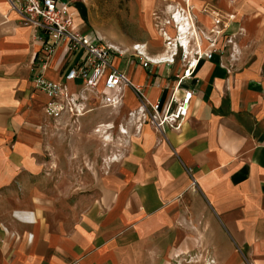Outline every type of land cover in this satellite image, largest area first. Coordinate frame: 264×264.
I'll return each instance as SVG.
<instances>
[{"label":"crops","instance_id":"0c3cea01","mask_svg":"<svg viewBox=\"0 0 264 264\" xmlns=\"http://www.w3.org/2000/svg\"><path fill=\"white\" fill-rule=\"evenodd\" d=\"M155 1L161 13L167 5L168 14L184 13L181 4L190 2L203 30L230 14L223 8L228 0L215 2L208 14L199 12L205 0H145L144 27L150 28ZM10 2L18 5L0 0V264H264V59L217 53L198 61L192 78L179 86L192 93L179 131L158 132L147 123L135 131L128 113L140 104L123 88L120 105L97 114H113L98 125L122 129V151L104 174H90L88 167L81 176L87 181L80 182L79 140L52 142L71 148L64 156L39 134L49 122L67 127L79 120L89 129L96 115L89 111L72 121L43 114L46 97L31 83L43 38L22 25ZM249 8L238 43L260 39L264 4L251 0ZM170 48L144 55L166 61ZM80 57L56 46L42 76L59 82ZM122 57L129 61L120 67ZM134 60L131 50L113 64L147 104L165 101L180 75L179 61L142 68Z\"/></svg>","mask_w":264,"mask_h":264},{"label":"built area","instance_id":"2783aa9c","mask_svg":"<svg viewBox=\"0 0 264 264\" xmlns=\"http://www.w3.org/2000/svg\"><path fill=\"white\" fill-rule=\"evenodd\" d=\"M10 4L19 13L22 25L29 26L42 35L41 49L36 57L37 70L31 77V83L36 91L46 97L42 110L43 114L51 120L67 117L75 121L90 111L91 100L96 101L101 108H115L121 103L122 89L130 88L140 104L134 113H128L135 131L145 123L158 132L166 128L179 131L183 120L187 117L192 95L191 91L179 89V86L192 78L198 61L210 59L217 50L210 40L207 42L208 47L203 50L191 36L186 48L176 47L177 44L180 45L179 42L171 44L167 38L165 46L170 45L171 48L169 59L163 64L172 65L177 59L181 64V72L180 75L174 76L176 85L165 101L157 100L153 104H147L141 90L133 87L126 76L113 64L114 57L122 56L123 52L74 29L67 2L18 0L17 6L12 2ZM219 22V19H215L213 26L216 27ZM173 27L175 28V24ZM210 32L213 31L210 30ZM56 46H63L69 56L81 55V57L74 60L73 65L65 70L59 82H51L42 76V72ZM136 46H133L131 50L142 68L160 65L142 54ZM75 81H79V88L71 91L69 84Z\"/></svg>","mask_w":264,"mask_h":264},{"label":"rangeland","instance_id":"374dc122","mask_svg":"<svg viewBox=\"0 0 264 264\" xmlns=\"http://www.w3.org/2000/svg\"><path fill=\"white\" fill-rule=\"evenodd\" d=\"M71 10L75 13V19L79 20L77 27L93 39L111 45L117 50L126 52L130 54L131 48L136 45L144 46L145 55L153 56L161 53H166L165 41L167 38L170 43L174 40L176 42L175 28L171 24L170 14L165 11L161 13L156 6L159 4L155 1L154 7L148 14L150 19V28L143 26L141 20L143 16V11L140 4L145 0H66ZM207 3H201L200 13L208 14L209 11H214L216 4L220 6L218 0H205ZM228 4H223V8L228 10L230 14L225 19H220L219 24L211 27L209 29H201L198 24H196L192 16V4L189 2L181 4L180 8L184 12L185 17L191 19L190 23L192 25V33L190 36L199 43L200 48L208 40L214 43L217 49L215 54H220L224 58L231 59H252L260 58L264 59V15L262 18H258L259 27L261 34L260 39L251 42H241L238 43L235 38L241 28L244 27L246 18H244L247 11H251L249 8L251 0H228ZM259 5L264 4V0H257ZM187 12V14H185ZM193 12L194 9H193ZM182 14V13H181ZM225 17V15L222 13ZM236 16V18H235ZM214 21V20H213ZM162 22L163 24H160ZM165 22V26H164ZM167 22V23H166ZM213 23V22H211ZM172 30L171 34L167 32L165 27ZM215 28V30H213ZM150 29V30H149ZM238 29V31H237ZM152 30V31H151ZM210 30L213 32L211 33ZM232 30V32H231ZM242 31V30H241ZM217 32V33H216ZM165 33V35H163ZM172 35V36H171ZM195 35V37H193ZM189 36V37H190ZM165 37V38H164ZM151 40L156 42V45L152 47ZM201 42H200V41ZM231 41V44H229ZM173 42V43H174ZM189 42V38H188ZM208 44V43H207ZM259 44V45H258ZM178 45V44H177ZM176 45V47H177ZM190 45L192 46L191 42ZM258 47V50L253 51V47ZM188 47V46H187ZM208 46H206L207 48ZM205 47L203 50L206 49ZM234 49V50H233ZM172 50V49H171ZM233 50V51H232ZM154 58V57H153ZM129 59L122 57L119 59L120 67L123 66L125 62ZM138 63L137 60H134ZM160 66V65H159ZM165 76V72L160 74V76ZM90 115L95 114V118H91L90 128L82 126L76 122L73 126H60L49 122L47 124L46 130H42L39 134L41 138H46L52 144L53 151L56 154L70 156V147H57L52 143L56 139H66V140H79V174L80 182H86L85 177H81L83 172L88 170L90 167V174L97 173L98 175L104 174L103 172L108 168L109 160H114L115 156L119 155L122 151V137L119 134L122 129H116L115 126H108L109 128L103 129L106 133L105 136L109 137L108 142H104L102 139V133H97L100 130L101 120L112 118L113 114L110 115H97L101 108L96 101H90ZM107 110V109H106ZM96 112V113H95ZM108 112V111H107ZM124 130V129H123ZM89 141V142H88ZM90 160V162H88ZM94 170V172L92 171ZM90 175V185L93 184V179Z\"/></svg>","mask_w":264,"mask_h":264},{"label":"bare ground","instance_id":"6f19581e","mask_svg":"<svg viewBox=\"0 0 264 264\" xmlns=\"http://www.w3.org/2000/svg\"><path fill=\"white\" fill-rule=\"evenodd\" d=\"M180 11H173L172 13L170 12V20H171V24L174 25L175 24V34H176V42H179L180 45H177V47L179 46H183L184 48H186L189 44L188 42V38L190 36V34L192 33V25L190 23V19L185 17V15L180 14ZM164 35V34H163ZM193 37H195V35H193ZM165 38V37H164ZM172 43V42H171ZM166 48H169L170 45L165 46ZM136 49H140L139 46H136ZM142 54H144L142 51H140ZM149 58V57H148ZM164 59H167L166 61H159L162 58H159V60L154 59V58H150V59H154L159 61V63H165L168 61V56H163ZM156 61V62H157ZM103 126L100 127V130H97V133H102V139L104 142H108L109 141V137L105 136L106 133L103 132ZM108 127V126H107ZM105 129V128H104ZM124 131V130H123ZM123 134L125 132H122Z\"/></svg>","mask_w":264,"mask_h":264}]
</instances>
